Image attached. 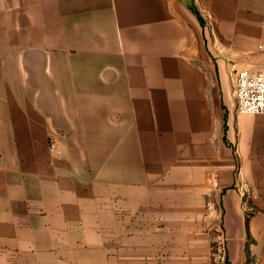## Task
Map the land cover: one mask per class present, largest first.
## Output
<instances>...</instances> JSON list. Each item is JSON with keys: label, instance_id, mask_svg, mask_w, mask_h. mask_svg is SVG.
Segmentation results:
<instances>
[{"label": "crops", "instance_id": "1", "mask_svg": "<svg viewBox=\"0 0 264 264\" xmlns=\"http://www.w3.org/2000/svg\"><path fill=\"white\" fill-rule=\"evenodd\" d=\"M243 69L264 0H0V264H264Z\"/></svg>", "mask_w": 264, "mask_h": 264}, {"label": "built area", "instance_id": "2", "mask_svg": "<svg viewBox=\"0 0 264 264\" xmlns=\"http://www.w3.org/2000/svg\"><path fill=\"white\" fill-rule=\"evenodd\" d=\"M237 109L242 113L264 115V72L239 71L234 80Z\"/></svg>", "mask_w": 264, "mask_h": 264}, {"label": "rangeland", "instance_id": "3", "mask_svg": "<svg viewBox=\"0 0 264 264\" xmlns=\"http://www.w3.org/2000/svg\"><path fill=\"white\" fill-rule=\"evenodd\" d=\"M218 246H219V245H216V248H218ZM216 248H215V249H216ZM220 248H221V252L224 254V253L226 252V248H225L224 243H222V244L220 245ZM216 251H218V249H216Z\"/></svg>", "mask_w": 264, "mask_h": 264}]
</instances>
